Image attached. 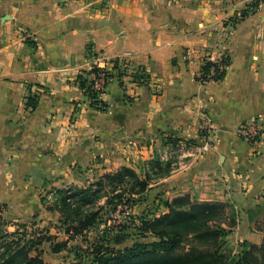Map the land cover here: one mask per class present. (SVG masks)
<instances>
[{"label": "crops", "instance_id": "crops-1", "mask_svg": "<svg viewBox=\"0 0 264 264\" xmlns=\"http://www.w3.org/2000/svg\"><path fill=\"white\" fill-rule=\"evenodd\" d=\"M174 2L0 0V200L6 207L18 196L12 185L24 187L32 170L136 168L132 154L147 158L153 145L179 141L194 154L160 178L162 196L233 202L245 238L262 242L264 231L250 225L257 208L264 212V145L253 146L240 128L264 119V17L230 28L221 9ZM126 53L129 71L141 69L146 78L136 80L113 61ZM97 55L112 69L106 109L92 106L78 82ZM222 57L230 58L225 76L202 77L205 59ZM202 112L213 126L209 134Z\"/></svg>", "mask_w": 264, "mask_h": 264}, {"label": "rangeland", "instance_id": "rangeland-1", "mask_svg": "<svg viewBox=\"0 0 264 264\" xmlns=\"http://www.w3.org/2000/svg\"><path fill=\"white\" fill-rule=\"evenodd\" d=\"M174 4L178 6L185 4L186 8L188 9L189 7L190 10L201 9L202 5L210 7V11L221 9L224 17H226L224 21L227 22L230 28H235L238 23L250 16L264 17V0H175ZM186 12L193 14V12H188L187 10ZM153 142L154 140H152ZM168 142H165L163 146L162 144L159 146L153 145V152L149 153L150 155L147 158H141L140 153L139 155L132 154L135 159H133V162L135 161V166L138 169L132 166L128 167L141 175L148 171L152 177L148 189L141 195L137 194L135 200L131 198L132 191L130 187L133 182L132 177L128 178L124 183H118L117 187L114 186L115 184L106 182L102 187L94 185L91 188L90 193H94V196L86 208L91 207L94 211H98L100 220L85 230L84 233L78 234L73 238L69 237V233L65 230L66 226L63 224L60 211L52 206L57 200L58 190L68 189L71 186L74 188L87 187L97 181L101 175L116 173L125 166L104 169L103 167L71 165L70 167L57 166L53 169L45 167L46 169L30 171L27 173V183H25L24 187L21 183H14L12 185L18 196L14 200H9L7 207H3V217L5 220L3 229H7L11 233L19 229L20 226L18 224L26 223L28 225L27 231L22 226L20 228L22 229V233L26 234L23 235V237L26 236V241L28 239L30 241L34 240L33 237L35 236L38 239L39 235L46 233L52 235L53 240L56 242L67 239L68 246L61 252H53L50 241H45L41 246L39 245V247H43L42 255L48 264H89L93 257V251L97 248L102 249L99 247L100 245L104 247L111 246L119 250L126 246H132L136 242L151 243L157 241L159 238L150 233H147V236H143L144 234H141L140 225L143 219H153L162 215L167 210L164 204L165 196H162L166 192L157 189L159 186L157 182H159L162 176L178 168L177 163L174 166L172 163L180 160L182 154L177 149L170 155L168 160H161V155L165 154L164 146ZM146 155V153H142V156L145 157ZM187 158L184 157L183 159L186 160ZM48 172L52 173L51 176H47ZM109 196L115 197V200L107 201ZM4 202V200H0V205ZM210 202L216 204L223 203L226 212L224 216H227L226 221H232L233 224L225 226L228 233L220 237L222 239L220 251L225 256L231 255L235 259H238L242 250L248 245H246L247 238L243 234L245 230L238 225L242 219H240L236 212L235 203L219 200H211ZM256 210L258 212H255V215L252 216L250 228L254 232H260L262 227H264V212L262 215L258 208ZM8 235L4 230H0L1 251L5 249V241L10 238L7 237ZM192 247L191 239L187 238L183 240L177 252L189 251ZM253 250L252 257L256 264L259 257L263 258L264 250ZM34 251L32 248L33 255L36 254V251ZM198 262L199 264H203V259H199Z\"/></svg>", "mask_w": 264, "mask_h": 264}, {"label": "trees", "instance_id": "trees-1", "mask_svg": "<svg viewBox=\"0 0 264 264\" xmlns=\"http://www.w3.org/2000/svg\"><path fill=\"white\" fill-rule=\"evenodd\" d=\"M229 62L230 58L228 57H222L216 61L207 59L203 64L202 77L223 78ZM92 71L94 70L80 73L78 82L91 105L101 109L100 101L97 100V94L92 88L90 77ZM35 104V98H30L29 105L35 106ZM130 177L133 178L130 187L131 198L135 200L137 194L141 195L148 189L152 177L148 171L141 175L128 166L116 173L101 175L97 181L87 187L74 188L71 186L68 189L58 190L57 200L52 206L60 211L69 237L73 238L84 233L100 220L98 211H94L91 207L86 208L94 196V193H90L94 185L102 187L106 182H109L117 187L118 183H124ZM108 198L107 201L115 200V197L109 196ZM164 204L167 210L162 215L153 219H143L140 225L143 236L150 233L159 238L157 241L136 242L132 246H126L119 250L111 246L100 245L99 247L102 249L97 248L93 251V257L89 264H199V259H203V264H255L252 257L253 249L264 250L263 238L260 244L246 239L248 246L242 250L238 259L231 255L225 256L220 251L222 248L220 237L228 233L225 226L233 225L232 221H226L227 216H224L226 212L223 203L201 201L190 194H185L165 199ZM0 206V230H4L6 234H9L7 237H10L4 243L5 249L3 251L0 249V264H48L42 255L43 247H39L45 241H50L53 252H61L67 248V239L56 242L53 240V236L47 233L39 235L38 239L34 235V240L26 241V236L23 237L26 234H23L20 229L23 227L27 231L26 223L18 224L19 229L11 233L7 229H3L5 203ZM251 219H253L252 215ZM262 230L264 231V227ZM187 238L191 239L192 249L177 252L183 240ZM32 248L36 251L35 255L32 254ZM256 264H264V256L262 259L259 257Z\"/></svg>", "mask_w": 264, "mask_h": 264}, {"label": "built area", "instance_id": "built-area-1", "mask_svg": "<svg viewBox=\"0 0 264 264\" xmlns=\"http://www.w3.org/2000/svg\"><path fill=\"white\" fill-rule=\"evenodd\" d=\"M192 50L188 49L186 51V54H191ZM129 53H126L124 56L114 59L113 61H119L121 67L123 68L124 73L129 71L130 69V60H129ZM207 59H205L206 61ZM204 61V62H205ZM203 62V63H204ZM110 62L106 60L103 56L97 55L93 59V66L91 73V80H92V88L97 94V100L100 101L99 106L101 109H106L107 105L103 100V95L107 91L109 82L112 80V69L109 66ZM136 71V72H135ZM130 70L129 73H133V75L136 76V80L144 79L146 78V73L142 71L141 69L137 70ZM200 119L202 123V129L205 134H209L212 132V123L209 118V116L206 114V112H202L200 114ZM240 134L247 139L249 142L253 144L255 147H262L264 145V119L262 116H256L253 119L245 122L242 124L240 128ZM176 147V148H175ZM178 149V151H181V159L177 162H173L172 165L174 166L175 163L178 164V168L183 166L185 164L184 157L191 156L194 154L192 151L193 148L191 146H188L187 143H180L177 142H168L166 146L164 147L165 154L161 155V160L169 159L170 155L175 152ZM199 150H196V153H199ZM177 168V169H178Z\"/></svg>", "mask_w": 264, "mask_h": 264}]
</instances>
